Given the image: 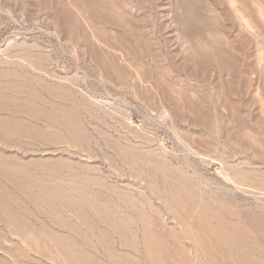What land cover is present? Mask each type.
<instances>
[{"label":"rangeland","instance_id":"obj_1","mask_svg":"<svg viewBox=\"0 0 264 264\" xmlns=\"http://www.w3.org/2000/svg\"><path fill=\"white\" fill-rule=\"evenodd\" d=\"M0 264H264V0H0Z\"/></svg>","mask_w":264,"mask_h":264},{"label":"bare ground","instance_id":"obj_2","mask_svg":"<svg viewBox=\"0 0 264 264\" xmlns=\"http://www.w3.org/2000/svg\"><path fill=\"white\" fill-rule=\"evenodd\" d=\"M196 174V173H195ZM203 177V176H202Z\"/></svg>","mask_w":264,"mask_h":264}]
</instances>
